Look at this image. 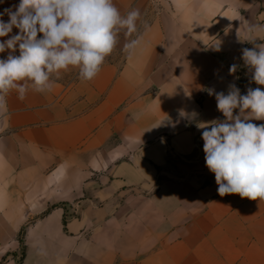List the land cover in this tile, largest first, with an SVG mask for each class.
<instances>
[{
	"label": "crops",
	"instance_id": "obj_1",
	"mask_svg": "<svg viewBox=\"0 0 264 264\" xmlns=\"http://www.w3.org/2000/svg\"><path fill=\"white\" fill-rule=\"evenodd\" d=\"M113 3L137 31L93 80L70 67L0 110V264H264V201L218 194L197 127L224 119L210 91L264 89L241 59L264 0Z\"/></svg>",
	"mask_w": 264,
	"mask_h": 264
},
{
	"label": "clouds",
	"instance_id": "obj_2",
	"mask_svg": "<svg viewBox=\"0 0 264 264\" xmlns=\"http://www.w3.org/2000/svg\"><path fill=\"white\" fill-rule=\"evenodd\" d=\"M4 15L9 19L0 18V37H7L14 27L19 32L0 41V53L9 52L0 58V110L7 109L13 90L20 100L30 88L51 91L52 77L70 67L79 70L82 80H93L116 48L120 30L135 33L141 14L133 9L122 16L113 0H20L0 12V17ZM252 43L253 48L242 49L241 59L251 80L264 86V44ZM139 44V38L132 39L124 50ZM238 67L232 64L229 73ZM209 94L215 95L224 119L197 127L203 129L205 163L214 173L218 194L264 201V124L252 122L264 120V89L249 87L242 95L232 83L227 94Z\"/></svg>",
	"mask_w": 264,
	"mask_h": 264
},
{
	"label": "trees",
	"instance_id": "obj_3",
	"mask_svg": "<svg viewBox=\"0 0 264 264\" xmlns=\"http://www.w3.org/2000/svg\"><path fill=\"white\" fill-rule=\"evenodd\" d=\"M22 233H23V230H22Z\"/></svg>",
	"mask_w": 264,
	"mask_h": 264
}]
</instances>
